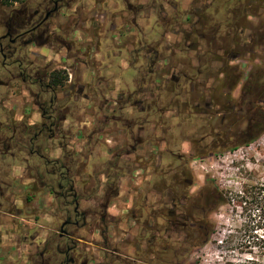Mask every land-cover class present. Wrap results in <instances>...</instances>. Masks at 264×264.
<instances>
[{
	"label": "rangeland",
	"instance_id": "374dc122",
	"mask_svg": "<svg viewBox=\"0 0 264 264\" xmlns=\"http://www.w3.org/2000/svg\"><path fill=\"white\" fill-rule=\"evenodd\" d=\"M243 4L244 0H90L82 16L88 19L85 28L75 25L71 29L69 44L76 51L82 48L79 57L78 52L66 55L75 58L73 66L64 53H54L50 61L30 56L42 65L40 61H49V73L67 74L68 81L57 90L65 120L60 124V134L51 139L43 136L31 149H25L22 128L39 122L38 109L19 80L0 88V236L6 229L4 215L14 213L19 205L15 197H22L24 211L39 212L31 193L24 196L18 192L24 185L28 191L39 189L37 172L43 170L42 164L35 156L21 152L39 147L48 159L70 161L81 198L79 210L90 215L85 223L79 221L77 229H67L77 239L76 249L70 254L76 264H142L134 260L149 259L147 242L153 235L156 242L151 247H160L161 243L179 247L182 232L172 231L169 239L156 234L155 228L166 227L167 220L162 217L170 209L166 187L171 186L173 196L181 197L173 178L183 166H188L194 179L185 193L196 195L212 185L229 199L209 214L215 232L207 244L190 252L185 263L249 264L250 259L264 263V133L235 151L195 157L198 152L190 144L177 141L175 131L172 137L164 130L177 123L170 118L173 114L163 113L159 118L147 109L151 93L164 101L163 91L156 89L181 80L188 69L187 59L193 61V68L196 57L203 55L198 39H191L199 45L195 52H189L190 42L183 40L184 34L193 30L191 13L202 15L210 7L216 10L220 23L227 12L242 10ZM10 6L14 7L0 0V16ZM70 21L63 15L62 26L66 28ZM154 54L162 57L155 66ZM232 65H239L244 76L248 74L249 63ZM32 90L35 93V87ZM168 145L184 157L182 164L170 157ZM171 169L164 177L163 173ZM45 179L55 187L56 179ZM43 200L44 211L55 218L49 219V228L41 233V244L30 248L28 261L14 254L8 263L7 257L1 256L0 264H67L62 256L67 239L60 232L65 221L61 208L66 206L52 196ZM103 216L105 222L101 224ZM28 242H32L29 236Z\"/></svg>",
	"mask_w": 264,
	"mask_h": 264
},
{
	"label": "trees",
	"instance_id": "16d2710c",
	"mask_svg": "<svg viewBox=\"0 0 264 264\" xmlns=\"http://www.w3.org/2000/svg\"><path fill=\"white\" fill-rule=\"evenodd\" d=\"M3 4L6 5V1ZM244 8L243 4L242 10H236L235 13L227 12L225 20L220 23L216 19V10L212 11L210 7H207L202 15L192 12L193 30L185 33L183 40L190 42L187 49L189 52H195L200 44L204 48L203 55L196 57L197 65L193 68V61L187 59L188 69L181 74L183 79L181 80L186 85L184 89L181 88V80H176L170 82L168 87L156 89V91H163L164 101L157 99L151 93L152 101L147 107L148 112L156 114L159 118L163 116V113L173 114L170 118L177 119V123L167 126L168 128L164 130L170 131L168 134L172 137L175 131L174 138L177 141L190 144L192 150L198 152L195 157L210 153L206 151H235L240 147L248 146L264 133V57L257 55L258 47L264 48V43H259L252 33L246 38L241 34L246 21ZM234 15L236 17L232 21ZM192 38L198 39V44H193L197 42L192 41ZM161 59L162 57L154 54V66ZM256 60L260 62V65L255 63ZM238 61L250 64L245 80L241 67L232 65ZM67 81L68 76L65 71H55L48 75L46 83L50 89L57 91ZM59 109L53 121L46 120L48 124L52 123L58 128L57 134L61 133L60 124L65 120L62 109L60 107ZM169 146L167 151L170 157L182 164L184 157L175 153ZM30 147H32L31 144H28L27 148L31 149ZM21 152L35 156L43 167L42 171L37 172L39 189L28 192L33 193L34 196V193L47 191L55 201H64L66 207L61 210L65 213V221H82L85 212L79 210L78 202L81 198L77 194L76 175L70 161L59 158L48 159L42 149ZM171 171L172 169L164 172V177ZM45 176L51 180L56 179V188L48 183L50 181L45 179ZM174 181L177 182L175 187L178 191L180 190L178 193L181 197L173 196L175 194L171 186L166 187V196L170 204L178 203V212L170 216L166 214V227H157L155 232L172 239V225L179 222L183 241L179 247L174 243L171 246L161 243L160 247L154 248L151 245L156 242V237L149 236V242H147L150 246L149 259H135V262L184 264L190 252L207 244L215 232V226L209 214L229 202L226 194L212 185L203 187L196 195L185 193L184 190L194 183L188 166L177 170ZM173 234L177 233L173 231ZM68 245L66 241L63 254L73 249V246L69 249ZM248 262L259 264L255 259H250Z\"/></svg>",
	"mask_w": 264,
	"mask_h": 264
},
{
	"label": "flooded vegetation",
	"instance_id": "af4514ba",
	"mask_svg": "<svg viewBox=\"0 0 264 264\" xmlns=\"http://www.w3.org/2000/svg\"><path fill=\"white\" fill-rule=\"evenodd\" d=\"M4 1H6V4L8 2L13 4L14 7L10 6L11 9L5 11V15L0 16V88H7L12 81L19 80L24 91L28 92L33 99V105L38 109L39 114V122L29 126L23 125L21 133L25 138L24 147L26 149L28 144L32 146L37 141L43 140V136H48L51 139L57 134L58 128L54 127L52 123L48 124L46 121H53L54 116L60 110L59 103L57 102V91L50 89L46 83L48 75L52 73H49L51 63L48 62L52 59L54 53L56 56L64 53L65 57H67V54L78 52L76 55L79 57V51L82 48L76 51V47L74 49L69 44V37L72 36L74 30L71 32V29L75 25H81L83 29L85 28V23L88 22V19H83L82 16L86 11L85 6H88L90 0ZM244 1L246 21L241 34L246 38L247 35L252 33L259 40V43H264V0ZM1 4H3L2 0ZM231 12L235 13V10L232 9ZM63 15H65V20H73L69 22L70 25L66 28L62 26ZM232 17V21H234L235 15ZM250 19H256L257 22L254 24ZM232 26L234 27L233 24ZM79 28L81 29V27ZM58 46L61 49H58ZM258 49L264 57V48L258 47ZM86 51L89 53L88 49ZM30 56H40L49 61H44L45 63L40 61L43 63L42 65L37 62L35 63L31 60ZM49 56H51L50 59L48 58ZM66 59L71 60L73 66L75 58L67 57ZM3 77H6L8 81H3ZM245 78L246 76H244V80ZM33 87L36 89L35 93L32 90ZM14 132L15 130H13ZM30 134H33V140L27 142V137ZM38 149L40 148L38 147ZM206 152L214 153L218 151ZM178 207V203L170 204V209L166 211V214L170 216L178 212ZM89 216L85 212L84 223ZM162 217L165 219V215H162ZM100 221L103 224L105 216L101 217ZM79 225L78 220H69L64 221L60 227V232H62L69 243V249L70 245H73L72 250H68L64 254L62 253V256L66 258L65 262L67 264H76L75 260L70 257V254L75 250L74 241H77L74 238V234L67 231V229L69 227L77 229ZM180 225L179 222L172 225L175 233L182 232Z\"/></svg>",
	"mask_w": 264,
	"mask_h": 264
},
{
	"label": "crops",
	"instance_id": "0c3cea01",
	"mask_svg": "<svg viewBox=\"0 0 264 264\" xmlns=\"http://www.w3.org/2000/svg\"><path fill=\"white\" fill-rule=\"evenodd\" d=\"M18 192L25 196L28 193V189L24 185L21 191L18 190ZM31 195L33 196V193H31ZM48 196H51L48 192L40 191L38 195L32 197V199H34L33 204H35L34 208L39 211L37 214L32 211L27 212V209L24 211L25 206L22 201H20L22 197H15L19 205L16 206L14 213H6V215H4L6 218L4 219L6 222V229L4 234L0 236V257L6 256V263H8L7 261H9V259H13L12 257L14 254L17 259L28 261L27 254L31 251L30 248L35 244H41L42 240H39L42 238L41 233L45 230L44 228H49V219L53 220V218H55L51 217L52 215L50 212L44 211L45 206L43 205L45 201L43 199L45 198L47 200ZM47 204H49L48 201L45 205ZM28 236L32 238V242L26 243Z\"/></svg>",
	"mask_w": 264,
	"mask_h": 264
}]
</instances>
